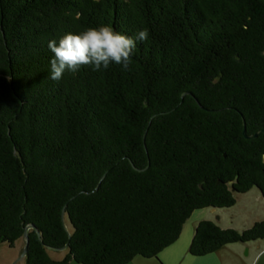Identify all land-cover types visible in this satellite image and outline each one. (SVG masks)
Segmentation results:
<instances>
[{
  "label": "trees",
  "instance_id": "obj_1",
  "mask_svg": "<svg viewBox=\"0 0 264 264\" xmlns=\"http://www.w3.org/2000/svg\"><path fill=\"white\" fill-rule=\"evenodd\" d=\"M109 23L149 30L129 70L50 78V40ZM254 187L264 197V0H0V244L34 225L26 264L157 258L195 210ZM260 239L264 219H204L189 252Z\"/></svg>",
  "mask_w": 264,
  "mask_h": 264
},
{
  "label": "clouds",
  "instance_id": "obj_2",
  "mask_svg": "<svg viewBox=\"0 0 264 264\" xmlns=\"http://www.w3.org/2000/svg\"><path fill=\"white\" fill-rule=\"evenodd\" d=\"M148 37L147 28L130 36L117 31L110 23L65 33L58 41L52 39L48 42L54 54L50 59V78L59 81L66 71L75 73L81 67L106 70L113 63L129 70L137 41H146Z\"/></svg>",
  "mask_w": 264,
  "mask_h": 264
},
{
  "label": "rangeland",
  "instance_id": "obj_3",
  "mask_svg": "<svg viewBox=\"0 0 264 264\" xmlns=\"http://www.w3.org/2000/svg\"><path fill=\"white\" fill-rule=\"evenodd\" d=\"M235 197L237 201L231 207H210L209 209L195 210L193 214L197 215L194 214L192 218L201 215L199 217H207L222 228H235L238 230L246 229L252 226L255 221L264 219V197L257 187L252 188L246 193H235ZM24 240L25 238H20L14 247L9 246L8 243H1L0 264H26L23 256L25 248ZM230 248H236L232 250L237 256L233 252H230L228 254L229 260L226 264H264V239L248 243H235ZM49 253L54 259L61 260L66 255L67 250H49ZM68 264L78 263L72 260ZM128 264H155V262L142 256H137Z\"/></svg>",
  "mask_w": 264,
  "mask_h": 264
},
{
  "label": "crops",
  "instance_id": "obj_4",
  "mask_svg": "<svg viewBox=\"0 0 264 264\" xmlns=\"http://www.w3.org/2000/svg\"><path fill=\"white\" fill-rule=\"evenodd\" d=\"M194 214L192 213L191 216L183 225L181 236L179 237L178 241L175 242L176 244L173 243L172 245L160 251L157 258H146V259L153 260L155 264H184L185 262L189 264H226V262L229 260L228 254L230 252L231 253L233 252L234 255H236V253L232 250L236 248H230L232 244L225 245L216 252L210 253L208 255L206 254L205 256L191 255L189 252V247L195 232V226L201 220L209 219L207 217H199L201 215L196 216V218H192ZM234 244L235 243H233V245ZM55 260H60V259H55Z\"/></svg>",
  "mask_w": 264,
  "mask_h": 264
},
{
  "label": "water",
  "instance_id": "obj_5",
  "mask_svg": "<svg viewBox=\"0 0 264 264\" xmlns=\"http://www.w3.org/2000/svg\"><path fill=\"white\" fill-rule=\"evenodd\" d=\"M258 133H255V134H251V135H246L247 137H256ZM30 229H36L37 228L34 226V225H28L25 229V232H24V237L25 238V248H24V251H23V256L25 257L27 255V252H28V245H29V237H28V233H29V230ZM49 250H60V249H54L52 247H47ZM62 249L64 250H67L68 249V245H66L65 247H63Z\"/></svg>",
  "mask_w": 264,
  "mask_h": 264
}]
</instances>
